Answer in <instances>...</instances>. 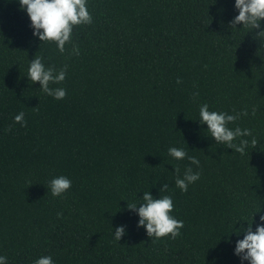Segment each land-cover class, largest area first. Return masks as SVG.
Listing matches in <instances>:
<instances>
[{"label": "trees", "instance_id": "trees-1", "mask_svg": "<svg viewBox=\"0 0 264 264\" xmlns=\"http://www.w3.org/2000/svg\"><path fill=\"white\" fill-rule=\"evenodd\" d=\"M235 2L88 0L93 23L74 29L75 55L72 44L61 54L34 36L19 0H0V256L8 264L48 255L55 264H249L235 248L241 225L254 220L255 231L264 215V40L254 38L260 30L231 28ZM36 55L57 71L68 65L65 81L50 85L66 89L65 99L30 82ZM205 103L233 115L246 109L229 127L251 129L257 147L241 156L216 143L200 123ZM20 112L27 127L14 122ZM171 147L200 166L171 157ZM177 167L181 178L188 167L201 173L186 193L175 187ZM61 175L72 187L53 197L49 183ZM148 191L172 197L184 222L175 240L149 237L128 209Z\"/></svg>", "mask_w": 264, "mask_h": 264}, {"label": "clouds", "instance_id": "clouds-1", "mask_svg": "<svg viewBox=\"0 0 264 264\" xmlns=\"http://www.w3.org/2000/svg\"><path fill=\"white\" fill-rule=\"evenodd\" d=\"M21 10H26L31 20V27L34 29V36L40 41L54 42L61 54L66 50V44H72L73 54L79 55L78 45L72 41L73 31L76 27L91 25L93 17L88 10V0H19ZM235 7L239 14L231 22V28L236 29L237 25H243L245 29L260 30L256 33L255 39L264 40V0H236ZM68 65H64L57 71L54 65L45 66L42 56L36 57L30 61L28 75L32 84L39 83L41 89L48 96L56 100H63L67 96V90L61 87H50L52 84H61L67 76ZM177 84L183 81L177 78ZM199 95L198 92L193 93V98ZM39 106L33 109L38 110ZM256 109L253 108L252 115L255 116ZM248 111L236 114H228L227 112L210 111L208 104H203L199 109L200 123L207 125V131L214 138L216 143L226 144L228 149L241 156L246 154V149L251 145L257 147L258 140L253 135L251 129H242L239 126L230 128V124H235L241 116H247ZM14 122L22 127H27L25 114L20 112L14 118ZM9 127L8 131H11ZM251 137V140L246 139ZM238 141V142H237ZM168 154L176 160H184L187 158L189 162L197 167L200 161L189 156L188 153L177 147H171ZM179 168L175 169L176 179L175 187L183 192L188 191V186L195 183L201 177L200 172H193L191 167L185 169L181 178ZM51 195L53 197H64L72 187V181L67 176L54 177L49 183ZM167 184L161 189V193L168 192ZM66 198V197H65ZM143 203H128V209L136 211L139 215L138 227L146 228L149 237L159 240L171 238L175 240L181 235V229L184 228V222L178 220L172 213L174 211V202L171 196L163 195L159 199L154 198L150 191L144 192ZM58 217L62 218L63 214L58 213ZM261 224L253 231L252 223H247L248 227L237 230L244 238L237 241L235 254L242 261H248L249 264H264V215L260 217ZM126 234L125 226L115 229L114 239L120 241ZM0 264H8L6 256H0ZM33 264H55L52 256H42L36 259Z\"/></svg>", "mask_w": 264, "mask_h": 264}]
</instances>
